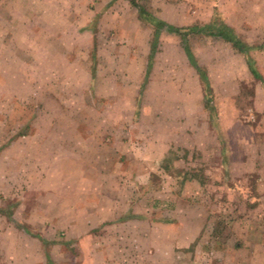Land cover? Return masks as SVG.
<instances>
[{"label": "rangeland", "instance_id": "1", "mask_svg": "<svg viewBox=\"0 0 264 264\" xmlns=\"http://www.w3.org/2000/svg\"><path fill=\"white\" fill-rule=\"evenodd\" d=\"M137 1L150 75L123 1L0 0V147L51 134L0 158V264H264V0Z\"/></svg>", "mask_w": 264, "mask_h": 264}, {"label": "crops", "instance_id": "2", "mask_svg": "<svg viewBox=\"0 0 264 264\" xmlns=\"http://www.w3.org/2000/svg\"><path fill=\"white\" fill-rule=\"evenodd\" d=\"M119 1H123L128 6H131V7L135 8V9H137V11H138L137 12V17H138L137 19H138V21L140 23H142L143 25H150L153 29L155 28V25L153 23L148 22L147 20L143 19L140 16L138 7H136L130 0H112V2H110V4H111L110 6L113 7ZM98 22H99V17L96 16V17L92 18V20L89 22L90 25L88 27V29H89V31L91 33V37H92L91 38L92 39V48L91 49L94 50L93 52H96V53H98L97 46H96V40L98 38V29H97ZM152 41L153 42L150 43V49H149V63H148V67H147L148 74H149V72L151 74V72L154 71L155 64L157 62L158 32H157L156 28L153 30ZM95 82H97V76H96V70H95V68H93L92 69V77H91V81H90V87H93V84ZM136 104H137L136 105V111L134 112V115L132 117L134 119V121L137 120V118H140L141 115H143V114L145 115L147 113V112H144V113L140 112V105L138 104V101H137ZM36 113L37 112H33L31 114V117L29 118V120L26 122L25 131L18 133L17 136H13V138L11 140H9L4 146L0 147V158L3 155H5L6 153H8L9 151H11L12 149L20 148V142L22 141L23 138H26V139L29 138L28 140L34 141V140H38L39 136L44 131H46V133H47V130H44L45 128L43 129L41 127H36V119H37ZM170 134H175V132H170ZM49 135H51V134L47 133L48 137H49ZM44 138H47V137H44ZM76 138L79 139L78 136ZM64 143L65 144H62V145H63V147L65 148L66 151H70V152H73L75 154L79 153L78 154L79 157H82V151L80 149H78L77 147H72V145H70V142L69 143L67 142V139H64ZM23 147L26 148L27 146L25 145ZM91 149H93V148H91ZM95 150H96V148H95ZM91 156H93V153L91 154ZM82 159H80V160H82ZM30 182H34V179L32 178L31 180H29V183ZM0 200L1 201L3 200L2 195H0ZM60 200H62V195L60 197ZM8 202H9L8 205L0 204V217H5V219L7 221H9L10 225H13V222H15V225H16L17 228H19V229L21 228V229H23V230H25L27 232H30L33 228L30 227L28 224L26 226H20V224H18L19 222H16L18 220V218L16 216H17V213H18L19 205H20L19 200L18 199L15 200V198L14 199L11 198V199H9ZM63 203L64 202H62V201L58 203L57 206H58L59 209L64 205ZM87 205L88 204H86V206H84V207L82 206V207L83 208H85V207L89 208V206H87ZM63 208H65V205L62 207V209ZM54 214L55 215H59L60 211L59 212H55ZM86 222H87V220L83 224L85 225ZM64 225L65 226H63V225L60 226L61 229H64V227H67L68 225L70 227H72V228H74V226L76 227L74 222H68L67 225H66V223ZM82 227H83V229H85L84 226H82Z\"/></svg>", "mask_w": 264, "mask_h": 264}, {"label": "trees", "instance_id": "3", "mask_svg": "<svg viewBox=\"0 0 264 264\" xmlns=\"http://www.w3.org/2000/svg\"><path fill=\"white\" fill-rule=\"evenodd\" d=\"M136 7H138V9H139V13H140V16L143 18V19H145V20H147L148 22H151V23H153L156 27H157V32H158V18H156V17H152L148 12H147V10L143 7V6H141L139 3H138V1L137 0H130ZM160 24V23H159ZM159 34H160V32H158V36H159ZM219 34L220 35H223V36H225V37H228V39L229 40H233V38H231L230 36H228V34H226L225 32H223L221 29H220V32H219ZM235 41H234V43L237 45V44H239V42L237 41V39H234ZM188 55H189V57H190V60H191V58H192V56H191V53H188ZM192 61V60H191ZM203 79L204 80H207V77L206 76H203ZM205 82V81H204ZM206 83V82H205Z\"/></svg>", "mask_w": 264, "mask_h": 264}]
</instances>
